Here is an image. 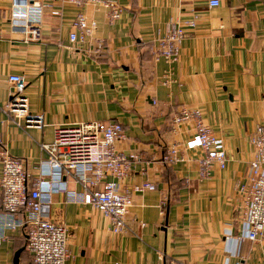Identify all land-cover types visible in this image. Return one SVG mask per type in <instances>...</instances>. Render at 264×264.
Segmentation results:
<instances>
[{
    "label": "crops",
    "instance_id": "obj_1",
    "mask_svg": "<svg viewBox=\"0 0 264 264\" xmlns=\"http://www.w3.org/2000/svg\"><path fill=\"white\" fill-rule=\"evenodd\" d=\"M18 1L0 0V150L26 160L33 180L47 160L39 145L51 143L57 127L116 122L124 138L115 150L134 159L126 178L106 181L121 190L152 186L132 194L126 220L134 235L113 233L97 209L55 194L42 216L66 227V264H264V237L235 238L239 186L253 159L250 138L264 125V0H219L215 8L210 0H111L121 9L116 21L103 6L34 0L44 5L38 42L12 23ZM78 14L93 29L77 30L74 44L69 34ZM170 24L185 32L175 63L154 57ZM12 74L24 77L28 116L40 117V127L5 112ZM181 107L198 110L223 141V170L213 165L199 178L202 152L183 147L193 123L172 130ZM171 145L182 161L164 162ZM62 181L82 192L73 178ZM25 243L24 230L7 231L0 264H31Z\"/></svg>",
    "mask_w": 264,
    "mask_h": 264
},
{
    "label": "built area",
    "instance_id": "obj_2",
    "mask_svg": "<svg viewBox=\"0 0 264 264\" xmlns=\"http://www.w3.org/2000/svg\"><path fill=\"white\" fill-rule=\"evenodd\" d=\"M77 6L87 4L109 9L110 21L120 17L121 9L111 0H71ZM210 7H218L219 0H210ZM44 5L34 0H21L12 9V23L27 34L30 41L38 42L41 35V22ZM53 15H58L54 12ZM192 25V23L190 24ZM93 26L89 25L84 14H78L72 23L69 41L76 44L78 30L89 35ZM185 36L181 26L168 25V32L158 42L154 52L156 59L175 63L179 58L180 43ZM82 40V37L80 38ZM12 86L5 106L7 114L25 118L28 126L40 127V117L28 116L27 87L23 76L12 74L8 77ZM168 82L164 80L163 85ZM193 123V134L183 144L188 152L200 151L198 160L199 178L209 175L213 165L223 170L227 156L223 141L205 125L198 110L181 107L172 119V130ZM124 138L122 126L116 122H89L69 127H57L51 143L40 144V150L47 155L46 164L37 168V176L30 179L27 162L12 157L0 150L2 208L0 214V245L7 231L24 230L25 250L31 255V264H66L69 257L67 230L64 225L55 224L43 218L44 206L53 201L58 193L66 195L68 201L84 203L97 209L110 223L115 234L134 235L136 227L127 222L133 205L132 194L150 189V183L121 190L117 184L108 182V177L118 181L127 177L130 161L134 157L123 156L115 150V143ZM253 159L249 165L246 182L239 186L242 195L240 231L237 241H255L264 237V125L256 127L250 138ZM176 145L167 148L164 162L172 164L182 161ZM71 177L82 188L73 193L64 187L63 178ZM21 216L17 218V216ZM140 227L143 224L139 225ZM233 235V234H232ZM231 234L228 236L232 238ZM171 264H182L174 262Z\"/></svg>",
    "mask_w": 264,
    "mask_h": 264
}]
</instances>
